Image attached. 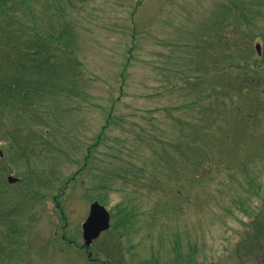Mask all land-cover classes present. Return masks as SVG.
Instances as JSON below:
<instances>
[{
    "label": "rangeland",
    "instance_id": "rangeland-1",
    "mask_svg": "<svg viewBox=\"0 0 264 264\" xmlns=\"http://www.w3.org/2000/svg\"><path fill=\"white\" fill-rule=\"evenodd\" d=\"M12 1L0 264H264V0Z\"/></svg>",
    "mask_w": 264,
    "mask_h": 264
},
{
    "label": "water",
    "instance_id": "water-1",
    "mask_svg": "<svg viewBox=\"0 0 264 264\" xmlns=\"http://www.w3.org/2000/svg\"><path fill=\"white\" fill-rule=\"evenodd\" d=\"M256 48L259 50V44H256ZM7 179L8 181L13 182L17 178L8 175ZM109 220L110 214L102 204L97 201L90 204L88 216L82 224V236L85 245H89L102 230L108 228Z\"/></svg>",
    "mask_w": 264,
    "mask_h": 264
},
{
    "label": "trees",
    "instance_id": "trees-1",
    "mask_svg": "<svg viewBox=\"0 0 264 264\" xmlns=\"http://www.w3.org/2000/svg\"><path fill=\"white\" fill-rule=\"evenodd\" d=\"M26 1V0H25ZM10 3H15L14 1L11 2V0H0V10L3 8H7V10L9 9Z\"/></svg>",
    "mask_w": 264,
    "mask_h": 264
},
{
    "label": "flooded vegetation",
    "instance_id": "flooded-vegetation-1",
    "mask_svg": "<svg viewBox=\"0 0 264 264\" xmlns=\"http://www.w3.org/2000/svg\"><path fill=\"white\" fill-rule=\"evenodd\" d=\"M83 248V247H82ZM84 249V248H83ZM91 260H93L94 261V259H91Z\"/></svg>",
    "mask_w": 264,
    "mask_h": 264
}]
</instances>
